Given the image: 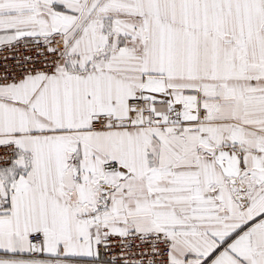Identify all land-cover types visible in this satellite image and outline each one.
Listing matches in <instances>:
<instances>
[{
	"label": "snow or ice",
	"instance_id": "6c2138e0",
	"mask_svg": "<svg viewBox=\"0 0 264 264\" xmlns=\"http://www.w3.org/2000/svg\"><path fill=\"white\" fill-rule=\"evenodd\" d=\"M0 264H264V0H0Z\"/></svg>",
	"mask_w": 264,
	"mask_h": 264
}]
</instances>
